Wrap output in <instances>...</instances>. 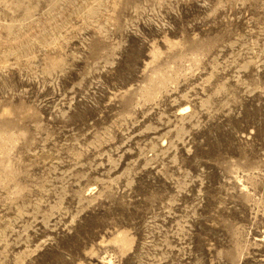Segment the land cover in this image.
<instances>
[{"label": "rangeland", "instance_id": "obj_1", "mask_svg": "<svg viewBox=\"0 0 264 264\" xmlns=\"http://www.w3.org/2000/svg\"><path fill=\"white\" fill-rule=\"evenodd\" d=\"M0 264H264V0H0Z\"/></svg>", "mask_w": 264, "mask_h": 264}]
</instances>
